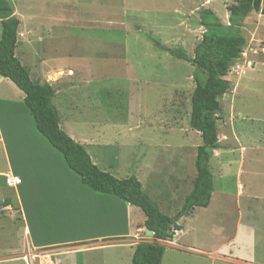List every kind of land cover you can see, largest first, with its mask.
<instances>
[{
    "label": "rangeland",
    "instance_id": "rangeland-1",
    "mask_svg": "<svg viewBox=\"0 0 264 264\" xmlns=\"http://www.w3.org/2000/svg\"><path fill=\"white\" fill-rule=\"evenodd\" d=\"M8 1L18 20L24 21L30 14L43 15L47 20L42 24L53 22L57 25V28L47 29L49 61L50 58L53 63L57 62L55 59H62V62L78 59L99 66L98 72L93 74L99 81L94 86H99L100 90L98 127H103L102 123L106 121V125L114 124L116 128L136 126L157 130V135L149 136V139L158 138L164 145L178 144L180 158L183 164L188 161L192 174L193 157L201 145L200 134L192 130L188 122L195 68L189 62L172 57L168 51L181 49L192 57L193 49L205 31L200 25V11L212 7L222 22L227 15L226 7L235 0ZM60 14L63 16L56 17ZM241 33L244 38L249 35L247 28ZM21 38L17 34V43ZM25 57L32 67L33 58L30 55ZM23 63L27 66L26 62ZM252 77L256 78L254 87L263 90L264 82L257 75ZM131 80L133 84L130 86ZM0 89L5 91L6 85L0 84ZM130 108L136 114L126 116ZM7 113L16 124L14 133L4 130L7 150L12 157L15 144L24 147L35 140L33 127L26 116L16 109H9ZM216 128L220 147L214 151L209 163L216 194L213 207L209 211L197 209L181 222L183 229L177 245L187 251L159 243L165 247L162 264H228L218 260L216 253L229 250L248 253L256 259L255 264H264V245L249 243V237L259 227L249 221L252 219L241 218L237 195V191L244 188L245 195L264 196V102L249 95L234 102L231 96L221 97ZM155 144L158 145V141ZM110 150L113 157L118 154V149ZM97 151L100 152L101 148ZM120 151L126 152V149ZM244 157L242 181L246 184L237 181L239 161ZM253 159L257 162L252 163ZM12 163L18 168L19 161ZM136 168L129 163L128 171ZM2 194H8V190ZM175 200L179 207L178 203L183 200H179L178 195ZM258 201L259 213L248 217L260 223L259 235L263 236L264 198ZM18 221V217H5V212H0V227L8 232L7 236H0V264H131L132 252L129 255L126 240H109V246L73 257L79 249L94 247V244L37 250L29 245L25 228L20 226L16 230ZM237 236L242 239V245H238ZM130 240L135 244L152 241L145 229L135 231Z\"/></svg>",
    "mask_w": 264,
    "mask_h": 264
},
{
    "label": "crops",
    "instance_id": "crops-1",
    "mask_svg": "<svg viewBox=\"0 0 264 264\" xmlns=\"http://www.w3.org/2000/svg\"><path fill=\"white\" fill-rule=\"evenodd\" d=\"M263 4L264 0L261 6ZM210 10L215 11L212 7ZM61 16L63 15H56L59 18ZM45 17L30 14L24 21L19 20L18 34L22 38L17 43L15 56L28 70L32 80L47 83L54 89L51 102L57 110L60 129L85 149L93 164L101 171L119 180L135 177L142 191L156 203L161 213L174 216L192 190L196 174L194 171L196 155L193 157L190 174L188 161L183 164L180 158L181 148L178 144L164 145L158 138L149 139V136L157 135V130L136 126L116 128L114 124L106 125L108 123L106 121L102 123L103 127H98V120L101 119L98 107L100 90L99 86H94L99 81L94 79L93 74L95 71L98 72L99 66L83 63L78 59L71 62L55 59L57 62L53 63V58H50L49 61L47 42L50 38L47 29L57 28V25L53 22L42 24L41 22L47 20ZM25 23L27 25H24ZM221 23L224 26L228 25V13ZM245 28L249 34L247 38L242 35L247 44L246 50L241 54L243 56L234 61L225 77L230 83L231 91L223 97L231 96L234 102L249 95L264 102V89L255 88L256 78L252 77L257 75V78L264 82V15L260 11L249 13L240 31ZM26 55L33 58L32 67L28 64ZM127 67L130 69V66ZM0 84H5L7 91L0 89V212H5V217L7 215L9 218L18 217L19 226L16 230L20 226L22 229L25 228L29 245L37 250L94 244V247L79 249L73 253L75 257L109 246L111 245L109 240L121 239L126 240L125 247L128 248L129 255L131 252L133 254L136 244L132 243L130 238L135 231L145 229L143 213L137 207L123 203L113 196L93 192L82 184L80 178L67 168L61 155L36 131L31 115L24 106V93L8 79L0 77ZM129 84L131 86L133 81L131 80ZM9 109L19 110L27 117V121L31 122L33 127L32 136L35 140L33 144L24 147L15 144L12 157L4 139V130L8 133H14L16 130L15 122L7 113ZM131 110L130 108L126 116L136 114ZM156 141L158 145L155 144ZM98 148H101L100 152L97 151ZM110 148L118 149V154L114 157L110 155L112 153ZM122 148H125L126 152L120 151ZM13 161L15 163L19 161L18 168L13 166ZM245 161V157L239 161L238 183H245L242 181ZM251 162L257 160L253 159ZM129 163L137 168L128 171ZM6 175L19 178L20 183L12 188L7 187ZM4 190H8V194L3 195ZM176 195L179 196V200L180 198L183 200L182 203H178L179 207L175 202ZM237 195L241 218L252 219L249 221L259 227V230L255 229L249 237V243L264 245V234L259 235L260 223L248 217L259 213L258 199H263L264 196L245 195L244 188L240 192L237 191ZM215 198L213 189L209 205L206 208L193 209L188 216L182 217L178 224L181 225L184 218H190L197 209L211 210ZM182 229L181 225V230L175 233L171 241L162 243L178 251H187L177 245ZM7 235L8 232L5 233L4 228L0 227V236ZM236 241L238 245L243 243L238 236ZM233 246L234 243L231 242V247ZM216 256L218 260L228 264H255L256 261L253 255L232 250L221 254L218 252ZM163 261L164 255L162 263Z\"/></svg>",
    "mask_w": 264,
    "mask_h": 264
},
{
    "label": "trees",
    "instance_id": "trees-1",
    "mask_svg": "<svg viewBox=\"0 0 264 264\" xmlns=\"http://www.w3.org/2000/svg\"><path fill=\"white\" fill-rule=\"evenodd\" d=\"M262 0H235L226 7L228 25L224 26L210 9L200 11V25L205 29L193 49V56L181 50L168 51L172 57L194 66V90L190 99L189 126L198 132L201 145L194 160L195 177L192 190L185 197L179 211L172 217L164 215L131 176L119 180L93 164L85 149L59 127V117L51 100L54 89L47 83L30 78L28 70L15 56L19 20L14 16L8 0H0V77L11 81L24 93V106L33 118L38 134L62 157L69 170L93 192L115 197L137 207L145 216L144 228L152 232L150 243H138L131 256V264H161L165 247L160 242L171 241L181 230L178 221L195 208H206L213 192V175L209 163L220 145L217 137L216 114L220 99L230 89L225 79L245 45L240 28L251 12L264 15Z\"/></svg>",
    "mask_w": 264,
    "mask_h": 264
},
{
    "label": "built area",
    "instance_id": "built-area-1",
    "mask_svg": "<svg viewBox=\"0 0 264 264\" xmlns=\"http://www.w3.org/2000/svg\"><path fill=\"white\" fill-rule=\"evenodd\" d=\"M20 183V179L12 175L5 176V184L7 187L12 188L17 186Z\"/></svg>",
    "mask_w": 264,
    "mask_h": 264
},
{
    "label": "water",
    "instance_id": "water-1",
    "mask_svg": "<svg viewBox=\"0 0 264 264\" xmlns=\"http://www.w3.org/2000/svg\"><path fill=\"white\" fill-rule=\"evenodd\" d=\"M147 235H148L149 237H152V232H151V231H147Z\"/></svg>",
    "mask_w": 264,
    "mask_h": 264
}]
</instances>
